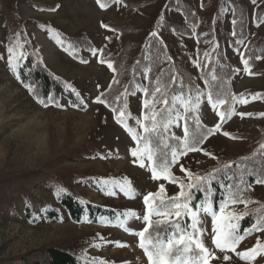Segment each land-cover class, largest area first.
Here are the masks:
<instances>
[{"label": "rangeland", "instance_id": "obj_1", "mask_svg": "<svg viewBox=\"0 0 264 264\" xmlns=\"http://www.w3.org/2000/svg\"><path fill=\"white\" fill-rule=\"evenodd\" d=\"M141 1L144 0L136 2ZM193 1L196 14L202 18L205 11L201 0ZM244 1L248 7V39L238 50L232 49L226 40L223 44L224 58L236 71L232 88L238 96L251 90L264 92V59L250 69L251 74L242 61L248 42L264 33V21L256 26L253 18L257 5ZM161 6L159 0L133 10L124 2H116L104 10L96 0H0V264L42 263L51 248L59 247L85 253L101 264H151L140 247L138 234L148 229L149 217L152 221L168 217L156 215L152 201L150 214L144 198L149 193H159L161 185L164 192L157 196L159 200L176 197L181 188L166 179H155L154 156L148 149L138 150L136 136L144 137L142 89L130 97L125 123L118 120L120 114L115 115L97 99L114 80L115 74L108 65H112L109 61H114L125 46L121 28L131 25L144 30L151 23V14ZM220 7L222 29L232 34L230 6L225 2L214 4L211 11ZM168 16L173 21L185 22L175 7L170 8ZM112 26L117 30H111ZM140 30L124 39L140 41L144 36ZM196 32L195 29L194 35ZM180 39L191 56L196 85L203 91L196 114L203 126L214 129L220 123V105L214 109L205 96L196 66V38ZM26 42L33 46L49 71L72 84L85 101V110L71 106L66 99L58 105L46 106L32 97L18 75L20 62L27 57ZM86 45L93 46L95 54L94 50L86 51ZM70 50L77 51L84 61L75 59ZM100 50L104 51L103 60ZM140 80L144 88L145 76ZM175 107L183 112L180 100ZM233 108L237 114L221 124V129L205 141L201 151L184 155L171 165V173L178 181L192 182L194 175L215 170L230 158L246 154L258 142L264 131L263 99L248 103L239 100ZM239 113L251 115L241 118ZM166 131L175 141L182 140L183 119L170 124ZM224 132L243 139L230 138ZM181 165L192 173L191 177L181 171ZM61 186L92 204L122 211L125 219L114 224L104 219L97 223L86 219L75 223L61 210L58 221H47L43 212L48 206L59 207L57 195ZM254 191L264 199V185L254 186ZM27 207L32 210L33 219L27 217ZM244 209V205L229 206L225 212L238 216ZM192 213L189 217L193 224ZM195 213L197 228H192L191 234L202 239L217 257L210 259L209 264H264V253L248 260L237 255L252 249L258 241L264 245V231L244 238L236 252H221L212 243L213 228L220 227V221L204 210ZM230 221L231 218L226 220ZM171 253L168 258L173 260L172 264H188L189 257L172 259ZM225 255L231 259L225 260Z\"/></svg>", "mask_w": 264, "mask_h": 264}, {"label": "trees", "instance_id": "obj_2", "mask_svg": "<svg viewBox=\"0 0 264 264\" xmlns=\"http://www.w3.org/2000/svg\"><path fill=\"white\" fill-rule=\"evenodd\" d=\"M136 1L121 0L133 10H140L147 3L156 4L159 0ZM250 1L254 3L253 0ZM96 2L99 6L106 5V7L100 6L105 10L114 5L116 0H99V2L96 0ZM201 2L205 15L199 18L193 0H162V6L151 14L152 20L149 27L144 30L131 25L121 28L120 35L125 46L114 61L107 60L112 63L115 77L108 91L99 97L104 101L102 104L117 116L123 112V121L126 122L129 113V99L137 89H142L144 92L143 131L145 126L151 129L153 123L151 119L145 120L144 117L150 116L153 108L158 113L159 124L155 131H144V137L141 139L136 136L138 150L148 149L151 151V155L155 158L153 167H157L158 170L166 163L171 164L173 152L182 151L183 139L175 141L167 134L166 129L170 124H175L178 119L182 118L184 127L186 124L189 129L190 144L198 148H201L205 141L213 135L209 134V128L203 126L199 118V122L197 121L196 109L202 102L203 91L196 85L191 72V56L185 52L180 38L195 36L197 42L196 66L199 78L205 87V96L212 107L214 104L220 105L218 111L225 113V121L235 103L241 98V95L234 94L232 80L236 71L224 58L223 44L226 40L232 49L238 50L248 39V7L244 0H201ZM222 2L229 5L232 11V34L225 33L222 29L221 7L211 11L212 5ZM254 4L257 6L253 20L256 26H260L264 21V0H255ZM171 7H175L182 14L185 22L170 19L168 11ZM110 29L117 30L113 26ZM195 29L197 32L194 35ZM138 30L144 35L140 41L124 39L127 34L138 33ZM84 49L92 52L94 47L86 45ZM25 50L27 57L20 62L18 75L36 101L51 106L58 105L62 99H66L71 106L79 110L86 109L85 101L72 84L49 71L30 43L26 42ZM70 54L75 59L84 61L77 51L70 50ZM100 59H104V51L101 52ZM263 59L264 33L257 34L251 39L242 53V61L247 60L250 69H255ZM142 75L146 78L144 88L140 80ZM157 87L160 89L159 92L156 91ZM256 94H259L258 98L253 99ZM233 97L236 99L234 100ZM243 98L247 101L259 99L264 101V92L251 90L245 92ZM189 99L190 107H196L191 111H185L184 102ZM177 100L182 102L183 112L176 109L175 102ZM145 101L149 102L148 108L145 107ZM220 101H224V103L220 104ZM232 138L243 139L241 136H232ZM262 145H264V131L258 142L252 144L246 154L230 158L213 171L194 175L192 182L185 183L177 180L178 185L180 183L185 185L183 191L187 196L181 198L180 202H186L188 209L182 208L180 217L173 214L167 216L168 219L156 221H152L149 217L151 225L148 224V231L145 232V242L151 241L149 245L152 248L153 244H166L167 240L173 238V234L177 238L181 232L186 235L191 234L190 214L203 211L206 207H211L213 212L218 213L220 206L228 200L229 193L233 194L234 199H243L248 203H229L228 207L244 205L245 209L241 215H238L241 217L239 220L231 219L227 223L226 220L221 219L220 227L225 228L229 224H235V231L244 235L245 238L261 232L253 230L251 234H246L245 230L253 229L257 221L264 222V199L254 191V186L264 185V183H256L257 179H264V147H261ZM210 174L211 180L199 182L196 180L197 176L206 177ZM189 184L196 185V187L189 189L187 187ZM60 188V193L57 195L59 207L48 206L43 212L47 221H58L61 217V210L67 212L75 223H80L84 219L97 223L104 219L114 224L116 221L121 222L125 219V214L122 211L92 204L83 199L80 194L65 189L64 186ZM241 189L246 190L241 191ZM172 198L159 200L157 196H153L150 201L154 203L153 206L157 211L174 213ZM25 213L29 219L34 218L29 207L25 209ZM208 213L212 215L211 212ZM171 218L173 220H170ZM152 250L155 251L153 248ZM47 254L45 262L35 261L33 264H101L92 260L85 253L72 249L51 248ZM171 255H173L172 259L176 256L179 258L187 256L195 261L198 250L193 245L191 252H185L184 245H176L173 247Z\"/></svg>", "mask_w": 264, "mask_h": 264}, {"label": "snow or ice", "instance_id": "obj_3", "mask_svg": "<svg viewBox=\"0 0 264 264\" xmlns=\"http://www.w3.org/2000/svg\"><path fill=\"white\" fill-rule=\"evenodd\" d=\"M98 2H99V0H98ZM116 2H121V0H116ZM253 2L255 3V0H253ZM100 6L106 7V5H104V4H101ZM234 23H235V21H234ZM105 27H107V26H105ZM153 35H155V33H153ZM8 51L11 53V52H13V49L9 48ZM100 51H102V50H100ZM93 54H95V50L93 51ZM101 62H103V61H101ZM243 63L245 65V69L247 71H249V74H251L250 68L248 67V61L244 60ZM108 66L110 68L112 67V65L110 63ZM156 91L157 92L160 91L159 87H157ZM258 96H259V94H256V96H254L253 99L258 98ZM209 99H211V96H209ZM233 99L235 100L236 98L233 97ZM97 102L104 103V101L100 100L99 98L97 99ZM164 102L167 103V101H164ZM240 102L241 103H248V101L243 98V94H241ZM190 103H191L190 99L186 100L184 102L185 111H191L196 107V106L190 107ZM219 103L223 104L224 101H220ZM148 106H149V102L145 101V107L148 108ZM216 107H217V105L214 104L213 108L215 109ZM235 114H237V113L235 112V109L233 108L230 111V113L228 114V118L230 119L231 116L235 115ZM218 115L220 117V123H217L215 125L214 129L208 130L210 135L215 134L216 131H219L221 129V124L223 122H225V113L219 112ZM239 115L241 116V118H243V116L251 115V114L250 113H239ZM261 115H264V113H262ZM123 116H124V113L121 112L120 117H123ZM157 116H158V113L153 108L151 113H150V116L144 117L145 120L151 119V121L153 122L151 129H149V127H147V126L144 127L145 132L155 131V129L158 127V124H159V122L157 120ZM120 117H118V120L121 123H124V121L122 119H120ZM197 121H198V117H197ZM223 134L225 136H229L230 138H232L231 134L228 132H224ZM188 137H189V129H188L187 125L185 124L182 151L173 152L171 164L166 163L163 166H161L159 168V170L157 169V167L152 168L153 177L155 179L163 178V179L169 180L172 183L177 182V178L170 171L171 165L178 163L180 156L187 155L188 152L201 151L200 148L194 146L193 144H190ZM204 139H207V137H204ZM261 147H264V145H262ZM205 154L210 155L209 153H205ZM133 155L135 156V155H137V153L133 152ZM148 158L151 160L152 156L149 155ZM245 159H247V158H245ZM140 166L143 167L144 164L141 162ZM225 167H228V165H225ZM181 171L187 172L189 177L192 176V173L189 172L187 169H185L183 167V165H181ZM217 171H219V169H217ZM211 179H212L211 174L209 176H206V177H199V176L196 177V180L198 182L199 181H208ZM256 183H258V184L264 183V179H257ZM179 187L181 188L180 193L176 197L172 198L174 201V213L156 211V213H155L156 215L170 216V215L174 214L176 217H180L182 215L181 209L182 208L185 210L188 209V205L186 202L185 203L180 202L181 198L187 196L185 191H183V189L185 188V185L183 183H180ZM187 187L189 189H191L193 187H196V185L189 184V185H187ZM244 190H246V189H241V191H244ZM163 192H164V187H163V185H161L159 193H155V194L149 193L148 196H145L144 200H145V203L148 205V209H149L150 214L153 212L152 204L150 203V198L153 196H160V194ZM237 202L245 203V204L248 203V201H244L243 199H240V200L234 199L233 194L229 193L228 200L220 206L218 213L213 212L211 207L204 208V211L205 212H211L215 218V221H217V222H219L221 219L227 220L229 218L239 220L241 217L237 216L235 213H232V212L226 213L225 212V209L228 207L229 203L235 204ZM133 215H134V213H133ZM245 215H246V213H245ZM192 217L194 220V222L192 224V228L196 229L197 228V221H196V213L195 212L192 213ZM145 219H147V217H145ZM150 225H151V221H149V226ZM235 227H236L235 224H229L227 228L219 227V226L213 228V232L215 233V235L212 237V243L221 252H227V251L236 252L237 246L240 244V242L242 240H244L245 236L238 234L234 230ZM253 230L264 231V222L257 221V223L253 226V229H249L246 234H251V232ZM147 231H148V229L145 228L144 231L140 232L138 235L141 238L140 239V247L144 249L145 253L147 254L148 260L151 262V264H172V262L169 260L168 257L170 255V253L172 252L173 247L176 245H184V251L185 252H191L192 246L195 245V248L198 250V256H197L195 261H192L189 258L188 264H209L210 259H216L217 258V257H215V254L212 251H210V249L208 247L205 246L202 239L194 238V236L192 234L186 235L184 232H181L178 238L176 237L175 234H173V238L167 240L166 244H153L152 248L155 251L150 250L148 247V244H150L151 241H148L147 243L145 242V232H147ZM201 234H202V232H201ZM121 246H123V245H121ZM261 253H264V245H261L258 241L257 245L255 247H253L252 249H249L248 251H245V252H239V253H237V255L243 260H248V259H254L257 255H260ZM224 259L229 260V259H231V257L225 255ZM177 264H178V262H177Z\"/></svg>", "mask_w": 264, "mask_h": 264}]
</instances>
